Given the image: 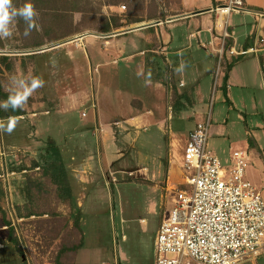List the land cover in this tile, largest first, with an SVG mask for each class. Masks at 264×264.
Returning <instances> with one entry per match:
<instances>
[{
	"label": "rangeland",
	"instance_id": "rangeland-1",
	"mask_svg": "<svg viewBox=\"0 0 264 264\" xmlns=\"http://www.w3.org/2000/svg\"><path fill=\"white\" fill-rule=\"evenodd\" d=\"M17 1V9L29 3ZM70 1L58 0L42 10L35 5L38 16L30 35H24L26 22L16 17L11 37L0 38V57L7 56L0 63L5 93L20 86L13 77L44 81L20 109L22 114L12 115L18 119L15 130L0 132V264L59 259L64 264H153L158 224L168 215L179 188L177 181L168 183L173 188L165 185L167 160L174 154L181 158L182 135L208 113V149L224 165L230 164L234 150L246 151L245 177L264 197V94L248 64L255 57L234 69L236 81L228 83L229 89L223 85V70L212 60L204 95L196 97L194 105L178 99L174 103L160 55L151 65L150 53L137 51L146 49L145 37L176 17L179 0H143L134 14L143 16L139 22H131V0H91L88 5L82 0L81 10L72 13L67 10ZM153 6L158 19L146 18ZM233 16L232 12L229 17ZM112 17L120 26L100 32L102 22ZM157 20L161 23L155 24ZM134 37L138 45L132 50L127 45ZM112 45L120 47L119 56ZM180 76L175 73L171 81L175 87ZM132 98L142 103L144 122L138 129L124 130V112L131 109ZM148 109L154 113H145ZM8 110L0 107L5 124ZM84 130L88 139L81 149L73 138ZM84 158L90 161L87 169L96 168L98 175L81 188L70 172L83 167ZM179 163L182 170V160ZM180 175L177 170L178 180ZM71 188L82 189L83 212L67 211L60 203ZM75 218L79 232L73 226ZM11 227L16 241L11 240ZM76 244L74 251L63 250ZM256 264H264V259Z\"/></svg>",
	"mask_w": 264,
	"mask_h": 264
},
{
	"label": "built area",
	"instance_id": "built-area-1",
	"mask_svg": "<svg viewBox=\"0 0 264 264\" xmlns=\"http://www.w3.org/2000/svg\"><path fill=\"white\" fill-rule=\"evenodd\" d=\"M243 7V0H227L214 10L228 15ZM228 36L223 22L219 62ZM261 51L262 37L245 49H228L235 55ZM209 127L210 113L188 133L183 181L168 215L158 224L154 264H239L264 251V197L245 177L248 153L234 150L230 164L224 165L208 149Z\"/></svg>",
	"mask_w": 264,
	"mask_h": 264
},
{
	"label": "crops",
	"instance_id": "crops-1",
	"mask_svg": "<svg viewBox=\"0 0 264 264\" xmlns=\"http://www.w3.org/2000/svg\"><path fill=\"white\" fill-rule=\"evenodd\" d=\"M226 1L227 0H180V8L177 11L176 17L171 20L167 19L165 28H161L159 31L152 33L149 37H145V50L142 48L138 49L137 53H142L143 51H148L150 53L147 61L151 65L152 63L155 65L156 56L157 54L160 55L164 62L165 69L168 71L167 75L169 78L167 79L169 84L167 87L170 96L169 99L173 96L174 103H176L178 99L181 102L186 101L188 105H194L195 98L204 95L207 89L206 85L208 84L207 74L211 72L210 63L212 60H215L217 64L219 63L220 69L223 70V85L227 88L229 82L232 80L236 81L234 79V69H238L240 64L245 63L248 57H255L252 59L254 61L248 62V64L252 66L253 77L260 78L264 94V58L262 63L260 61V56L264 57V51L246 55H235L228 52L229 48H234L236 50L245 49L259 38H264V0H243L244 9L240 12H233L234 16L232 19L229 17L232 12L228 15H223L214 10L216 6L224 4ZM223 22H226V30L229 36L224 40L225 48L219 62V53L217 50L221 43ZM136 43V37L131 38L127 48L133 50L138 45ZM111 50H113L115 56H119L121 53V49L118 45H112ZM103 51L104 49H102L101 52L103 53ZM228 61H233V64L224 82V68ZM187 68L193 69L189 71ZM220 69L218 71H220ZM175 73H180L181 75L178 87L171 84ZM133 101H136V103L133 104ZM131 103V109L125 110L124 112L125 120L123 124L126 125L123 127L124 130H128L129 128L138 129L144 122L143 114L141 113L142 103L136 98H132ZM153 111L154 109H148L145 113L153 114ZM116 123L118 122H112V124ZM193 128L187 130L185 135H182L185 141L188 137V133ZM87 132L88 130L78 131L74 135V143L78 144L81 149L86 147V140L88 139ZM108 132L113 134L112 131ZM110 136L112 139L113 136ZM183 148L179 153H183ZM180 160H182V156L179 158V154L178 156L174 154V158H168L165 185L170 183V181H177V185L181 186L183 181V170L180 168ZM89 162L87 158H84L83 167L80 166V169L74 168L70 172L71 179L73 178L74 182L81 188H83V185L87 184L88 180L90 183L92 182L91 179H95L98 175L95 170L96 168L94 170L87 169V167H89ZM93 162L95 163V161ZM177 170L181 174L180 180H178L176 176ZM167 187L173 188L170 184H168ZM70 190L71 191L67 190L68 192L62 197L64 201H60V203H62V206L67 211L76 209L83 212L82 189L76 192L72 188ZM52 205L56 206L57 204L53 202ZM49 207H51L50 203ZM58 209H60L59 206ZM64 216V219L68 218ZM81 221L83 224L82 217ZM50 232L52 235L56 234L55 231L53 233L52 231ZM122 236L121 238L124 240L125 236ZM263 252L241 263L250 261L251 264H256L258 258L264 259V255H262ZM44 264L57 263L56 261H52Z\"/></svg>",
	"mask_w": 264,
	"mask_h": 264
},
{
	"label": "clouds",
	"instance_id": "clouds-1",
	"mask_svg": "<svg viewBox=\"0 0 264 264\" xmlns=\"http://www.w3.org/2000/svg\"><path fill=\"white\" fill-rule=\"evenodd\" d=\"M38 16V12L31 3H26L23 7L17 9L12 5V0H0V38L11 37L12 31L10 25L16 17H21L27 24L24 35L28 36L31 30L35 27L34 17ZM19 81L20 86L13 92L10 90V94L7 100L0 102V107H3L5 111L11 107L13 111L22 109L27 103L32 94L39 88L43 87L44 81L39 77L31 79L30 83L24 80H17L13 77L12 82ZM18 124V119L14 116L7 118V123L0 121V132L11 134Z\"/></svg>",
	"mask_w": 264,
	"mask_h": 264
},
{
	"label": "trees",
	"instance_id": "trees-1",
	"mask_svg": "<svg viewBox=\"0 0 264 264\" xmlns=\"http://www.w3.org/2000/svg\"><path fill=\"white\" fill-rule=\"evenodd\" d=\"M29 2L31 4L35 5L40 8L41 10L42 9H49V5L52 3L55 4L58 2V0H23V2ZM80 1L82 0H71L70 3L72 4V7L71 9H67L70 13L72 12H78L81 10V8L79 7V4H80ZM122 0H106L105 2H107L108 4H116L117 2H120ZM133 1L134 3V9H133V12L130 13V15L132 16V20L131 22H139L141 20H143V16L142 15H138V16H135L134 14L137 13V11H140L142 9V4H143V0H131ZM91 3V0H86V3L85 5H88ZM98 4H100V2H97ZM18 4V1L17 0H12V5H17ZM179 4H180V0H179ZM156 6H153V13H150L149 15L146 16V18L148 19H155L158 17H156ZM57 11H59V9H56ZM112 20V21H111ZM120 26V23H118V18H115V17H112V19H106L104 22H102L101 26L99 27V31L100 32H109L112 30V28H117ZM63 34L59 35V37H57L58 39L62 36ZM0 45H1V41H0ZM263 56H260V61L262 63V60H263ZM7 60V56H2L0 57V63L3 64L5 61ZM233 64V61H228L227 64L225 65V68H224V82L226 81L227 77H228V72L231 68ZM8 94L5 93L3 90H2V87H1V84H0V98H5L7 99L8 98ZM22 114V111L20 109L16 110V111H13L11 109V107H9V110H8V113L6 114L7 117L9 116H12V115H21ZM249 139V142L252 143V138H248ZM66 222V220H64ZM5 224L8 225L9 222L8 221H5ZM73 226H75L77 228V231L80 230V224L78 222V218H75L74 219V222H73ZM79 232V231H78ZM12 234H13V228L11 227L10 228V236H11V240L12 241H16V238L15 237H12ZM67 233H65L66 235ZM77 245H72L70 248H67V247H64L63 250L66 251V250H76L77 248ZM65 256V255H64ZM57 264H64L65 262H63L61 259H59V261H56ZM67 263V262H66Z\"/></svg>",
	"mask_w": 264,
	"mask_h": 264
},
{
	"label": "water",
	"instance_id": "water-1",
	"mask_svg": "<svg viewBox=\"0 0 264 264\" xmlns=\"http://www.w3.org/2000/svg\"><path fill=\"white\" fill-rule=\"evenodd\" d=\"M156 22H158V21H156Z\"/></svg>",
	"mask_w": 264,
	"mask_h": 264
}]
</instances>
